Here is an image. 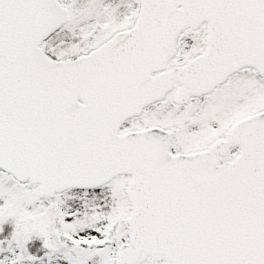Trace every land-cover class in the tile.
<instances>
[{"label":"snow or ice","instance_id":"obj_1","mask_svg":"<svg viewBox=\"0 0 264 264\" xmlns=\"http://www.w3.org/2000/svg\"><path fill=\"white\" fill-rule=\"evenodd\" d=\"M0 264H264V0H0Z\"/></svg>","mask_w":264,"mask_h":264}]
</instances>
